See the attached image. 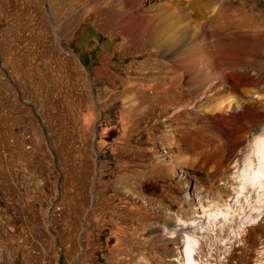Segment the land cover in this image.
Here are the masks:
<instances>
[{
	"label": "rangeland",
	"instance_id": "374dc122",
	"mask_svg": "<svg viewBox=\"0 0 264 264\" xmlns=\"http://www.w3.org/2000/svg\"><path fill=\"white\" fill-rule=\"evenodd\" d=\"M224 1L264 23V0ZM125 10V0H0V264H264V190L246 201L236 179L264 133V55L250 60L251 41L231 37V10L187 9L173 63L123 32L113 13ZM235 42L245 51L234 55ZM240 68L251 84L229 75ZM229 96L227 110L214 104ZM190 144L230 163L190 165Z\"/></svg>",
	"mask_w": 264,
	"mask_h": 264
},
{
	"label": "bare ground",
	"instance_id": "6f19581e",
	"mask_svg": "<svg viewBox=\"0 0 264 264\" xmlns=\"http://www.w3.org/2000/svg\"><path fill=\"white\" fill-rule=\"evenodd\" d=\"M126 3V10L123 12H119V11H114L113 16L114 17H124L125 20H120V26L123 30V32H126L130 35H133L134 37H146L147 38V42L150 44V46L152 45V47H154L155 49H160L162 51V53L164 55H167L169 57H171V59H173L174 55L177 53H174V47L172 46L173 43L177 42L180 39V34L178 32H176L175 27L177 26L176 24H179L180 22L183 23L179 17V15L183 14L187 9H191L193 11H201V12H214L216 11V13H220L222 14L223 11L226 9L231 10L232 14H231V22H233L235 24V31L233 32V35L231 36L235 41H238V39H248L251 41V43L248 46V49L246 50L247 53L246 55L248 56V58L250 57V60L254 57H257L259 55H264V45H262L261 42V37L264 36V23H260V22H256L255 18H256V14L254 13H247V11H249L250 7L245 6V4H240V5H235L233 2L231 1H215V0H125ZM133 10H136V14L133 13ZM259 12V11H258ZM213 14V13H212ZM186 15V14H185ZM218 15V17H219ZM182 16V15H181ZM187 17V16H186ZM216 17V16H215ZM217 17V18H218ZM184 18V17H183ZM214 18L212 21L210 20L209 23L210 24H218V26H220L221 22L217 19ZM222 18V17H220ZM229 19V17H228ZM227 19V22H228ZM186 20V18H185ZM222 21V20H221ZM185 22V21H184ZM186 23V22H185ZM185 23H183L184 26ZM196 23V22H195ZM199 23V22H198ZM226 25V24H225ZM181 26V24L179 25ZM224 26V25H223ZM178 27V26H177ZM187 27V26H186ZM224 28V27H222ZM175 29V32H174ZM181 30L183 28H180ZM187 29V28H186ZM185 29V30H186ZM221 29V28H220ZM189 29L186 30V32ZM192 30V29H190ZM189 30V31H190ZM219 30V29H218ZM179 31V29H178ZM220 31V30H219ZM183 30L182 33L183 34ZM222 32V31H221ZM193 33V32H191ZM196 33V32H195ZM223 33V32H222ZM198 34V33H197ZM227 34V33H226ZM225 34V36L227 37V35ZM188 35V34H187ZM190 35V34H189ZM188 35V36H189ZM193 35V34H192ZM184 36V34H183ZM186 36V37H188ZM191 36V35H190ZM195 36V34H194ZM183 37V38H186ZM193 37V36H191ZM202 37V36H201ZM135 38V39H136ZM194 38V37H193ZM190 39V37H189ZM197 38H195L194 40H196ZM199 39V38H198ZM197 39V40H198ZM186 40V39H185ZM184 40V41H185ZM192 40V39H191ZM182 41V40H181ZM188 41V40H187ZM200 41V39H199ZM190 42V41H189ZM203 42V39H202ZM220 42V41H219ZM227 42V41H226ZM240 42V41H239ZM217 43V42H216ZM234 43V42H233ZM236 43V42H235ZM202 44V43H201ZM201 44L200 45V49L201 48ZM206 46L208 45V43H204ZM227 44V43H226ZM179 45V44H178ZM181 45V44H180ZM220 45V44H219ZM248 45V44H247ZM198 46V45H197ZM204 46V45H203ZM209 46V45H208ZM171 47L173 49H171ZM192 47V46H191ZM199 47V46H198ZM222 47V46H221ZM195 49V48H194ZM197 49V48H196ZM199 49V48H198ZM198 49H197V54H198ZM215 49V48H214ZM246 48L242 47V45H239V43L235 44L232 46V53L235 55V52L237 53L238 51L240 52L245 51ZM174 50V51H173ZM187 50V49H186ZM192 50V48H191ZM205 50V48H204ZM180 51V50H178ZM194 51V50H193ZM181 52V51H180ZM188 52V50H187ZM194 52V54H195ZM219 52V51H218ZM190 53V52H189ZM193 53V52H192ZM191 53V54H192ZM207 53V52H206ZM193 54V55H194ZM205 54V53H204ZM222 54L226 55L225 53L222 52ZM229 54V52H228ZM232 54V55H233ZM184 55V54H183ZM190 55V54H189ZM199 55H201V57H203V55L200 53ZM242 55V54H241ZM182 56V55H181ZM195 56V55H194ZM209 56V54L207 55V57ZM217 59L219 57V55H216ZM215 56V57H216ZM168 57V58H169ZM183 57H187V56H183ZM207 57H203L206 58ZM223 56L221 55L220 58H222ZM225 57V56H224ZM219 58V59H220ZM230 58V57H229ZM186 59V58H185ZM193 59V58H192ZM199 59V58H197ZM205 59V60H206ZM233 59H235L233 57ZM180 61V59H179ZM203 61V60H202ZM221 61V60H220ZM183 62V61H182ZM197 62L196 60L191 61V63ZM251 62V61H250ZM173 63H175V60L173 59ZM179 63V62H178ZM232 63V62H229ZM244 63V62H243ZM182 64V63H181ZM184 65L186 66V64L184 63ZM203 65V64H202ZM221 65H224V63H222ZM235 65V64H234ZM195 66V65H194ZM193 66V67H194ZM200 66V64H199ZM198 66V67H199ZM192 67V68H193ZM197 67V66H196ZM195 68V70L198 68ZM203 67V66H201ZM205 67V66H204ZM229 68V67H228ZM249 68V67H248ZM181 69V68H180ZM204 69V68H203ZM202 69V70H203ZM226 69V68H225ZM224 69V70H225ZM247 69V68H246ZM182 70V69H181ZM189 70V69H187ZM194 70V69H193ZM201 69L198 70V74H194V76L196 78H200V76H203L202 74H200V71H202ZM206 70V68H205ZM204 70V71H205ZM238 71H240V73L242 71H244L243 68H240ZM168 74V81H170L171 79L176 77V73H173L172 75H170L168 71H165ZM189 72V71H188ZM206 72V71H205ZM204 72V73H205ZM232 72V71H231ZM230 74L229 75H233L235 79L239 80L238 82H236V84H238L239 82H244V81H249V83L251 82L250 80L252 79H247L246 77L243 76V74L239 73L238 75L236 74ZM190 73V72H189ZM188 73V74H189ZM207 73V72H206ZM226 73V74H227ZM223 74V73H222ZM227 74V75H228ZM207 75V74H206ZM209 75V74H208ZM207 75V76H208ZM206 76V77H207ZM193 77V76H192ZM209 77V76H208ZM231 77V76H230ZM203 78V77H202ZM205 78V77H204ZM193 79V78H192ZM195 79V78H194ZM193 79V80H194ZM225 79V78H224ZM235 79V80H236ZM202 79L200 78L199 81H201ZM234 80V81H235ZM174 81V80H173ZM197 81V80H195ZM233 81V83H234ZM190 82V81H189ZM188 82V83H189ZM203 83V81H202ZM198 84V83H197ZM200 84V83H199ZM217 84V83H216ZM235 84V83H234ZM248 84V83H247ZM251 84V83H250ZM201 85V84H200ZM199 85V86H200ZM205 85V84H203ZM241 85V84H240ZM206 86V85H205ZM211 86V85H210ZM239 86V85H238ZM248 86V85H247ZM215 84H213V86L211 88L208 89V87L205 88V92L207 94H212L215 92ZM195 88V87H194ZM201 88V86H200ZM234 88V85H233ZM237 88V85H236ZM160 89V88H159ZM249 89V88H248ZM162 90V89H161ZM201 90V89H200ZM199 91V90H198ZM203 91V90H202ZM230 92V91H229ZM198 93V92H197ZM196 93V94H197ZM204 93V92H202ZM222 93V92H221ZM220 93V94H221ZM219 94V95H220ZM225 94V93H224ZM199 95V94H198ZM223 95V94H222ZM228 95V93L226 94ZM225 95V96H226ZM252 95V93H251ZM255 95V94H254ZM133 96L132 92L129 96H127L128 99H131L130 97ZM163 96V95H162ZM258 97V94L256 95ZM199 97V96H198ZM224 97V96H223ZM256 97V98H257ZM126 98V99H127ZM220 98V97H219ZM218 99V98H217ZM221 99V98H220ZM261 99V98H260ZM216 100V98L214 99ZM219 101V100H218ZM232 101H234L230 96L226 97L225 99L221 100V102H217L214 103L215 105H218V107L220 106L221 108L225 106L227 107L228 105H231ZM133 104L135 105H141L139 103L138 100L133 101ZM213 104V105H214ZM234 104V103H233ZM235 106V104H234ZM216 107V106H215ZM213 107V108H215ZM233 107V106H232ZM240 107V106H238ZM238 107H233L234 109H238ZM212 108V107H211ZM232 109V108H231ZM227 110V109H226ZM219 111V110H218ZM235 114V113H234ZM233 114V115H234ZM237 114V113H236ZM217 115V114H216ZM222 116V115H221ZM220 117V116H219ZM228 119V118H227ZM218 120V119H217ZM235 120V119H234ZM221 121H223L221 119ZM218 122V121H216ZM232 123V122H231ZM217 124V123H216ZM215 129V128H214ZM216 133V132H215ZM211 134V133H210ZM260 134V133H259ZM217 135V134H216ZM238 135V134H237ZM242 138L244 137L243 133L241 134ZM264 133H261L260 135H258L256 137V139L250 144L248 152L246 151V156L242 158V161L239 164L238 167V171L236 174V179L238 181L239 184V191H238V196L241 195L242 198L246 201H248L249 197L252 195L258 196L260 197L262 194H260L259 192L264 190V137H263ZM235 136V135H234ZM212 137V136H211ZM241 137V136H240ZM239 137V138H240ZM205 138V137H204ZM245 138V137H244ZM205 140V139H204ZM218 140V139H217ZM224 140V139H223ZM240 140V139H239ZM242 140V139H241ZM207 141V140H205ZM204 141V142H205ZM209 141H212V139H210ZM221 141V140H220ZM219 142V141H217ZM219 144L220 143H217ZM227 142V141H225ZM200 143V142H198ZM206 143V142H205ZM224 143V142H223ZM222 143V145H223ZM231 143V141H230ZM237 143V142H236ZM189 144V143H188ZM201 144V143H200ZM207 144V143H206ZM215 144V143H212ZM225 144V143H224ZM232 144V143H231ZM196 145V144H195ZM203 145L204 147V143L200 145V148H202L201 146ZM233 145V144H232ZM188 148L190 149V155L186 158L187 163L190 165H195L196 166V162L198 161V157H204V160H201L200 163H197V166H204V165H209L211 168H213V170L215 172H218L219 170H221L222 168L227 167L228 165H225L229 162V156H225L226 158H220L217 155V149L215 147H208L205 150L201 149L200 150H195L192 145H187ZM197 146V145H196ZM199 146V145H198ZM197 146V147H198ZM217 146V145H216ZM226 146V145H225ZM224 146V147H225ZM219 147V146H218ZM229 147V146H228ZM233 147V146H231ZM199 148V147H198ZM187 149V148H186ZM222 149V148H221ZM225 149V148H223ZM222 149V150H223ZM232 149V148H231ZM230 148L228 149L229 151L231 150ZM235 150L232 149V151ZM188 151V150H187ZM219 151V149H218ZM221 151V150H220ZM219 151V152H220ZM228 153H232L229 152ZM189 153V152H188ZM225 153V151L223 152ZM222 154V153H221ZM220 154V156H221ZM232 156V155H231ZM233 157V156H232ZM189 158V159H188ZM241 159V158H240ZM185 161V159H184ZM238 162V161H237ZM255 162V163H254ZM232 164V163H231ZM238 165V164H237ZM237 167V166H236ZM241 184V185H240ZM241 198V199H242ZM256 198V197H255ZM258 200V199H257ZM222 214V213H221ZM186 243H185V247L183 250V254L184 257L186 259V261H192V256H193V245L196 244V240L190 238L188 235L186 236ZM184 264H188V263H184Z\"/></svg>",
	"mask_w": 264,
	"mask_h": 264
}]
</instances>
